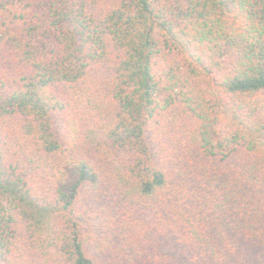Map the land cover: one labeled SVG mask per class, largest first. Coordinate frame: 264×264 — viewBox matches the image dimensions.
<instances>
[{"label":"trees","instance_id":"obj_1","mask_svg":"<svg viewBox=\"0 0 264 264\" xmlns=\"http://www.w3.org/2000/svg\"><path fill=\"white\" fill-rule=\"evenodd\" d=\"M0 264H264V0H0Z\"/></svg>","mask_w":264,"mask_h":264}]
</instances>
